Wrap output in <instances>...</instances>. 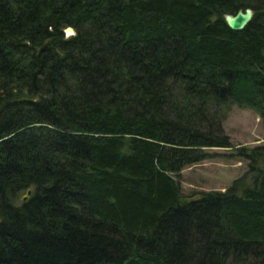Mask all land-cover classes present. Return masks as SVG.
<instances>
[{"label":"trees","instance_id":"16d2710c","mask_svg":"<svg viewBox=\"0 0 264 264\" xmlns=\"http://www.w3.org/2000/svg\"><path fill=\"white\" fill-rule=\"evenodd\" d=\"M233 103L264 124V0H0V264H264V143L179 183Z\"/></svg>","mask_w":264,"mask_h":264},{"label":"rangeland","instance_id":"374dc122","mask_svg":"<svg viewBox=\"0 0 264 264\" xmlns=\"http://www.w3.org/2000/svg\"><path fill=\"white\" fill-rule=\"evenodd\" d=\"M222 126L233 146L210 147L212 156L181 169L179 183L186 197L196 196L200 190L225 189L247 168V160L237 155L236 146L264 143L263 120L252 107L233 103ZM25 193L20 199H24Z\"/></svg>","mask_w":264,"mask_h":264},{"label":"water","instance_id":"95a60500","mask_svg":"<svg viewBox=\"0 0 264 264\" xmlns=\"http://www.w3.org/2000/svg\"><path fill=\"white\" fill-rule=\"evenodd\" d=\"M253 9L251 7H246L244 10L238 9L235 13H224V18L229 27L233 29L243 28L252 18ZM65 31L69 34H73L75 29L73 26L69 25L65 28ZM31 193V189L28 188L24 194V199H27Z\"/></svg>","mask_w":264,"mask_h":264}]
</instances>
